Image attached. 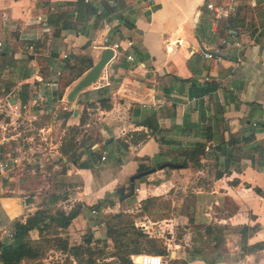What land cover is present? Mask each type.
<instances>
[{
    "label": "crops",
    "instance_id": "obj_1",
    "mask_svg": "<svg viewBox=\"0 0 264 264\" xmlns=\"http://www.w3.org/2000/svg\"><path fill=\"white\" fill-rule=\"evenodd\" d=\"M209 3L236 4V18L217 20ZM105 39L120 44L106 66L108 85L91 86L68 102L99 62ZM0 44L18 70L25 67L22 80L8 70L0 76V162L11 169L0 192V242L9 239L15 223L43 208L80 210L66 230L72 242L89 230L95 239L105 237L110 215L140 213L146 200L153 201L150 209L158 199H170V215L148 217L138 227L151 235L158 223L225 232L212 249L196 253L180 250L190 247L182 240L169 245L174 260L264 264V0H157L151 6L130 0L118 6L111 0H0ZM217 48L225 52L222 60L204 57ZM83 58L92 67L78 77ZM53 81L58 88L47 86ZM52 96L55 130L63 137L72 128L82 130L75 143L82 160L92 163L81 169L68 160L61 136L50 154L53 183L45 181L51 160L43 147L23 141L22 128L16 131L6 114L9 103H28L25 123L47 126L44 108ZM83 115L92 123L81 125ZM43 120L47 124L40 127ZM92 151L101 158H91ZM167 163L184 167L160 170ZM141 165L155 172L136 180L131 194ZM31 236L38 239V232ZM259 245L254 253L244 249Z\"/></svg>",
    "mask_w": 264,
    "mask_h": 264
},
{
    "label": "trees",
    "instance_id": "obj_2",
    "mask_svg": "<svg viewBox=\"0 0 264 264\" xmlns=\"http://www.w3.org/2000/svg\"><path fill=\"white\" fill-rule=\"evenodd\" d=\"M224 26L225 23H223V29ZM78 61L83 65L86 64V66H83V68H81L77 73L78 77H80L85 71L92 67V62L87 58H83ZM15 62L16 61L13 59L9 50L5 49L0 52V76L5 74L7 70L15 68ZM69 69H72V67ZM7 90H10V86L7 87ZM108 108H110L109 105ZM67 116L68 114L63 115L64 118ZM85 122L86 116L83 115L81 125L85 124ZM151 122L152 121H149L148 125L152 127ZM70 131L77 132L78 128H72ZM73 144L77 146L75 138L70 139L69 142L63 144L62 147V151L68 157V160H71V162L75 163L81 169L92 168L90 158L82 160L83 153H78ZM71 145L73 147H71ZM92 153L91 158H101V155L97 152L92 151ZM187 156H189L188 152ZM183 165L186 167V162H184ZM151 168V166L141 165L139 173L151 170ZM150 202L153 201L146 200L143 203V210H147V212L150 210ZM79 214L80 210L78 208H74L69 213L60 209H55L53 211L43 208L29 216L25 223H15L12 239L0 242V264H21L23 262H29L30 264H42L40 260L45 257V248L51 247L52 245L55 247V250L66 253L73 258H77L80 264H97V262L92 259L95 253L91 248L92 241L90 239L85 240L82 245L70 246L69 239L66 236V230L71 225L72 221L79 216ZM126 217L128 216L124 213H119L114 215L111 220L106 223L108 238L115 242L119 252L123 254L121 264H133L132 256H138L145 253L157 254L163 257L168 254L166 248H156L157 240L151 238L148 234L136 228L133 221L131 223H123V219ZM33 231L38 232V239H34L31 236V232ZM250 232L253 233L254 229H250ZM49 237H53L55 239V245L50 239H48ZM243 239L246 241L244 233ZM261 248L262 246L260 245L249 247L244 246L247 253H254ZM86 255L90 256V258L86 259ZM173 264L189 263L187 261L174 260Z\"/></svg>",
    "mask_w": 264,
    "mask_h": 264
},
{
    "label": "rangeland",
    "instance_id": "obj_3",
    "mask_svg": "<svg viewBox=\"0 0 264 264\" xmlns=\"http://www.w3.org/2000/svg\"><path fill=\"white\" fill-rule=\"evenodd\" d=\"M27 68V67H26ZM25 70V67H21L19 70L15 67L13 69H9V76L10 74L14 77V76H18L19 80H22L21 76L23 74V71ZM14 85H16V83L13 81L12 84L10 85V87H13ZM90 116L86 117V124L88 123H92ZM95 118H93V122ZM39 124L41 126L46 125L47 121L43 120L41 122H39ZM40 126V127H41ZM94 126V125H93ZM93 126H90L93 127ZM22 130L25 131V134H36L35 129H33L32 127H29L27 123H25L22 126ZM79 131L77 132H71L69 130L67 136L61 135V132L59 130H55L53 131V138H54V143H56L58 140L60 141L61 136L63 141L66 143L69 142L70 139L72 138H76L77 134L78 137H82L80 135H82V130L81 133H79ZM76 133V134H75ZM84 134V133H83ZM88 134V133H87ZM88 136V135H87ZM91 144H94L93 141H90ZM73 146H75V144H73ZM71 145V147H73ZM43 147H46L45 144H43ZM75 149H77L76 151L78 153H80L81 151L79 150L78 144L77 146H75ZM49 151V150H47ZM57 162L61 163L59 160H56ZM55 164V158L51 160V162L49 163L48 167L46 166L45 169L47 170V173H51V176L46 180L51 181L52 183L55 182V168L54 165ZM63 165V164H61ZM49 170V171H48ZM35 182V180H34ZM42 182V181H41ZM55 184V183H54ZM51 192V191H50ZM48 195L50 193H47ZM172 201L170 199H158L157 201H155L150 210H143V205H142V212L137 213L136 210L135 212H125V211H121L120 213H124L125 215H127L128 217L123 219V223H131L133 221V224L136 228L142 230L144 232V229H142V227H138V226H142L144 222L148 221V217H150L151 219H162L164 216L166 215H170L171 214V204ZM177 208V207H176ZM47 209L50 210H55V206L54 207H48ZM146 211V212H145ZM150 213V214H149ZM119 214V213H117ZM116 215H110L107 219H106V223L109 222L111 220V218ZM128 226V225H125ZM123 226V227H125ZM152 235L148 234L149 236H153L151 238H154L157 240L156 243V248H162V249H167L168 254L164 256L165 260L167 261V264H173L174 259L171 256V251L172 249H169V245H173L174 243H177L179 240H182V246L186 247L185 244H189L190 247H186V248H182L180 250L184 251L185 249L190 253H196V248H202V249H212L216 243H219V241L221 239H223L224 237V228H220V227H201V228H197V227H190V226H178V225H173V227H167L162 223H158L157 225L154 226V229L151 230ZM172 232L171 236L168 235V233ZM146 233V232H145ZM147 234V233H146ZM156 237V238H155ZM65 238V236H64ZM48 239H50L52 241V243L55 245V239L53 237H49ZM69 239V238H68ZM90 239L92 241V250L95 253V255L93 256V260H95L97 262V264H121V258L123 257V254H121L117 248V245L115 244V242L108 238L107 236V226H106V236L103 238H96L92 232V230H89L85 233V235H83V237L81 239H74L72 242H70V246H75V245H82L84 244L85 240ZM220 239V240H219ZM171 240V241H169ZM46 249V253H45V257L43 259H41V263L42 264H80L77 260V258H73L69 255H67L66 253H63L61 251H57L55 250V247L52 245L51 247L45 248ZM120 253V254H119ZM119 254V255H118ZM69 256V257H68ZM86 259L90 258V256H85ZM181 261H186V260H181ZM21 264H30L29 262H23Z\"/></svg>",
    "mask_w": 264,
    "mask_h": 264
},
{
    "label": "built area",
    "instance_id": "obj_4",
    "mask_svg": "<svg viewBox=\"0 0 264 264\" xmlns=\"http://www.w3.org/2000/svg\"><path fill=\"white\" fill-rule=\"evenodd\" d=\"M113 2L114 6H118L119 0H111ZM133 5H145V6H151L157 3V0H130ZM207 9L210 10L214 17L217 20H227L230 21L234 18H236L238 13V7L236 4H228V5H215L213 3L207 4ZM106 46H104L105 49L110 48L113 50L114 54L119 50L120 44H113L109 45V40L105 39ZM224 44H226V40L223 41ZM1 46V44H0ZM236 47L243 49V46L241 43H237ZM31 50L34 49V47H30ZM225 55V52L223 49L217 48L215 50L207 51L204 53V57L208 60H222L223 56ZM115 56V55H114ZM129 59H132L131 56L128 57ZM108 72L106 67L103 69L98 82L95 84L97 88H103L104 86L108 85ZM94 85V86H95ZM47 86H51L53 88H58V83L55 81L49 82ZM53 96L50 98V102H45V108H44V114L50 116V124L47 126H43L41 128H35L33 123L34 121H28V126L35 129L36 134L33 135H27L25 134V131L19 132V137L23 141H30V143L39 145L40 147H43V144L46 145V147H43V152L45 155V160L50 161L51 152H55V143L53 138V131H55V120H56V113L58 108H55ZM66 109V108H64ZM29 111V104L28 103H16L11 102L7 106V117L10 119V125L15 127L16 131H19L20 128L25 124V121H27V115ZM35 118L34 120H36ZM49 150V151H47ZM102 160H106V156L102 157ZM11 174V169L9 168L8 161H2L0 162V192L3 191L4 186L3 182L4 179L7 178V176ZM93 213L95 214L96 211L93 210ZM8 238L12 239V234H8ZM132 263L133 264H167V261L165 258L161 255L157 254H149L145 253L138 256H132Z\"/></svg>",
    "mask_w": 264,
    "mask_h": 264
},
{
    "label": "water",
    "instance_id": "obj_5",
    "mask_svg": "<svg viewBox=\"0 0 264 264\" xmlns=\"http://www.w3.org/2000/svg\"><path fill=\"white\" fill-rule=\"evenodd\" d=\"M114 57V52L110 48L105 49L101 55V58L97 64H95L91 70L77 83V85L71 90V92L67 95V101L70 103H75L77 101L78 95L84 91L85 89L94 86L98 80L99 77L103 71V69L108 65V63L112 60ZM183 166L181 165H175L172 163H167L160 166V170L166 169V168H175V169H182ZM155 169H151L145 172H142L132 178V184H131V194H134L135 192V181L149 176L150 174L154 173Z\"/></svg>",
    "mask_w": 264,
    "mask_h": 264
}]
</instances>
